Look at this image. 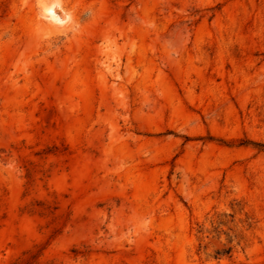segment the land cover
Segmentation results:
<instances>
[{"label": "rangeland", "instance_id": "374dc122", "mask_svg": "<svg viewBox=\"0 0 264 264\" xmlns=\"http://www.w3.org/2000/svg\"><path fill=\"white\" fill-rule=\"evenodd\" d=\"M0 264H264V0H0Z\"/></svg>", "mask_w": 264, "mask_h": 264}]
</instances>
